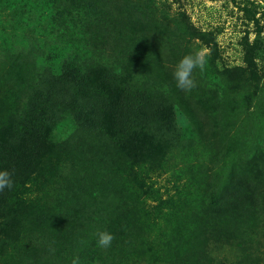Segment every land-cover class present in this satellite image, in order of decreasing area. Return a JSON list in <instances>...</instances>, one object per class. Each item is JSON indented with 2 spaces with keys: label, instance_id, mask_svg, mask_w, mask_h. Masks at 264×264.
Wrapping results in <instances>:
<instances>
[{
  "label": "trees",
  "instance_id": "1",
  "mask_svg": "<svg viewBox=\"0 0 264 264\" xmlns=\"http://www.w3.org/2000/svg\"><path fill=\"white\" fill-rule=\"evenodd\" d=\"M232 2L246 14L253 16V10L247 6L248 0H243V7L236 0ZM8 3L9 0L5 6H0L2 12L0 16L7 15ZM1 4L2 0H0ZM12 10L14 27L11 29L15 28L16 35L13 30L8 32L18 39V33L23 37L31 17L22 15L15 7H12ZM173 26V34L183 37L188 45H192L186 39L184 31H190V24L182 27L178 22H173ZM55 36L57 39L62 38L66 43L71 42L73 46V51H68L60 60V70L54 69V72L58 73L43 78L34 76L31 81H22L26 86L21 85L19 81L17 89L19 95L15 97L13 104L8 99L10 110L2 113L9 121L7 127L2 130L5 133L3 135H7L9 140L2 144L0 150V170L12 172L14 180V186L10 190L5 189L0 193V257L6 259H3L4 262H16L25 258L26 262L32 260L33 264H37L38 261L33 259L37 256L43 261L51 262L50 264H70L73 259H78L79 264H202L207 255V264H264V228L261 227L262 236L258 232L255 236L252 234V231L254 233L256 230L254 226L257 228L259 224H264L263 217H258L264 205L263 74L258 75L256 71L250 70L245 75L229 74L226 70L223 72L222 66L213 60L214 57L209 52L204 68L215 80L219 76L224 78L221 80L219 78L218 84H215L216 93L210 88L208 91L213 96L205 98L207 109L213 112L211 119L208 120L209 124L220 126L221 122L223 125L232 122L231 125L238 126L239 131H244L246 134L250 132L252 135H248L250 142L240 141L242 143H239V148H233L237 152L232 153V149H229L231 158L227 173L239 178L240 182L234 185L237 190L231 194V191L227 190V184L223 186L217 182L213 185L215 178L222 177V164H220V168L214 174L206 171L210 184H205V177L196 202L215 210L214 213L222 212L221 209L225 206L221 207V205L227 197L226 192L228 195L231 194L228 196L229 203L226 206L228 214L236 219L238 216L247 223L253 220L247 230L244 229L246 235L242 230L233 234L232 229H229L230 233L220 234L221 225H217L219 222L208 218L202 221L204 241H199V248H203L205 252L196 251V245L191 244L190 231L185 227L193 226L179 220L175 221L177 227L183 228V234L179 233L180 236L182 235L179 240L177 234L172 235L170 230L174 228L170 227L166 238L163 233H158L157 238L148 241L150 243L148 244L143 236L135 238L131 235L129 228L144 226L143 222H150L152 219L138 217L140 221L130 216V213L137 209L132 205L134 196H125V193L127 190L132 192L133 188L119 182L120 178L117 184L123 188L122 193L108 191L93 182H85L84 187L79 182L76 190L77 177L74 176L62 182L61 186L54 184L57 170L53 168L54 161L57 160L61 165L67 156L63 154L62 147L58 152L52 150L50 140L53 139L47 132L67 119L74 125L75 137L78 139V142L70 140L69 144L75 142L78 153L91 154L93 147L105 145L122 152L126 144H132L135 148L142 144L139 158L147 159L152 157V153L157 155V149L155 151L152 149V147L157 148L156 142L151 141V145L147 147L150 132L154 131L152 129L167 131L168 121L174 115L173 108L165 105L164 97L158 95L157 91L145 82L142 75L144 69L139 60L131 61L123 56V49L117 57L116 54L104 55L105 50L95 46V50L85 52L81 48V43L87 40L86 38L83 42L76 43L63 37L62 34L58 33ZM19 39L18 44H20ZM200 40H203L202 36ZM253 42L251 48L257 51L255 57L264 62V48L258 49L260 44H264V36L260 31L257 32ZM197 44L200 49L199 43ZM215 46L216 43L211 49ZM106 47L114 46L103 44L102 48ZM26 51L28 48L24 45H18L13 50L7 48L0 54V66L8 65V61L16 65L15 58L18 55L26 56ZM262 68L264 69V65ZM229 84L232 87H228ZM22 86L27 90L22 92ZM228 88L231 90L229 91ZM158 92L161 93L160 90ZM195 121L197 123L199 117ZM172 125L176 126V123ZM210 133L212 132L207 131L212 138L214 133ZM208 144L212 143L208 142ZM241 146L248 149V155L245 157H239L243 151ZM224 153V158H227V150ZM39 160L44 168H40V173L36 174ZM234 164L238 165L235 170L232 168ZM83 166L90 169L88 164ZM76 172L78 175L80 171ZM129 174L137 176L135 170ZM257 174L261 177L257 178ZM170 181L174 193L179 196L186 194V189L181 186L184 183L180 176ZM147 190L159 191L153 187ZM231 196H237L231 199L232 203ZM171 198L170 194L166 199L167 207L161 205L162 209H158V212L165 217L167 216L165 210L172 213V209H175V203ZM241 200L246 203H242L238 211L234 208ZM102 202L115 203L119 215V220L113 221L108 226L110 229H100L114 236L108 248L99 247L95 239L97 236L94 237V234L87 236V229L93 223L92 216L98 213V207ZM210 205L217 206V209L209 207ZM176 211H178L176 217L186 216V208L176 207ZM134 215L137 217L136 212ZM56 219L59 220L49 224ZM231 220L235 222V219ZM84 221L87 227L81 228L76 224ZM196 222H198L197 218L191 223L196 224ZM136 229L137 227H134L133 233ZM48 234L54 236L56 242L60 244L71 239L73 244L54 246L52 244L54 241H49ZM208 237L212 239L211 251H207ZM240 238L245 239L241 242ZM92 247L96 250H91ZM222 247L234 255L230 260L223 256L220 251ZM93 251L100 253L93 254ZM239 253L244 255L239 257Z\"/></svg>",
  "mask_w": 264,
  "mask_h": 264
},
{
  "label": "rangeland",
  "instance_id": "2",
  "mask_svg": "<svg viewBox=\"0 0 264 264\" xmlns=\"http://www.w3.org/2000/svg\"><path fill=\"white\" fill-rule=\"evenodd\" d=\"M7 1L2 0L0 6H5ZM236 1L243 7V0ZM248 1L247 6L253 10V16L235 6L232 0H9L7 15L0 16V54L7 48L10 47L13 50L18 45H24L28 51L25 52L26 56L18 55L15 58L16 65L8 61V65L0 66V135L5 134L2 130L9 122L2 113L10 110L8 99L13 104L15 97L19 95L17 91L19 81L21 85L26 86L22 81H31L34 76L43 78L58 73L54 72V69L60 70V60L68 51H73L71 42L66 43L62 38L57 39L55 35L62 34L63 37L76 43L83 42L86 38L85 43H81V48L85 52L95 50V46L104 49L106 52L104 55L116 54L117 57L123 49V56L125 55L131 61L139 60L144 69L142 75L145 82L151 85L158 95L164 97L165 105L173 108L174 115L168 121L167 131L152 129L154 131L150 132L147 139L149 141L147 147L152 142L157 143V148L152 147L154 151L157 149V155L152 153L150 158H139V149L142 144L136 148L132 144H126L122 152L108 145L95 146L90 151L91 154L89 152L80 154L77 152L75 142L69 144L70 140L78 142L74 125L70 120L64 119L56 128L47 132L53 139L50 140L52 150L58 152L62 147L63 154L67 156L61 165L57 160L54 161L53 168L55 170L57 168L54 184L61 186L62 182L74 176L77 177L76 190L79 182L83 187L85 182H93L108 191L114 190L122 193L123 188L117 184L120 178L119 182L133 188L132 192L127 190L125 193V196H134L132 205L137 209L136 211L132 209L134 212H131L130 216L138 220L141 217L152 219L150 222H143L144 226H128L131 235L135 238L143 236L146 243L157 238L158 233H163L166 238L170 227L174 228L170 230L172 235L177 234L176 237L179 240L182 237L179 233L183 234V228L175 224V221L179 220L193 226L185 227L190 231L191 244L196 245V251H203V248H199V241H204L202 221L208 218L219 222L217 225H221L220 234L230 233L229 229H232L233 234L242 230L246 235L245 230L253 220L247 223L238 216L237 219L232 218L226 209L229 203L228 196L237 190L234 185L240 182L236 175H230L227 172L231 158L229 149H232V153L237 152L233 148L238 149L239 143H242L240 141L250 142L248 135L252 134L239 131L238 126L231 125L232 122L224 125L221 122L220 126L209 124L208 120L211 119L213 112L207 109L205 98L213 96L208 91L210 88L213 93H216L214 92L215 88L217 89L215 84H218L220 76L215 80L205 69L203 72L197 70L193 73L197 87L191 92H184L176 87L172 73L183 56L199 50L197 47L199 43L200 49H206L214 57L213 60L222 66L223 72L226 70L229 74L245 75L250 70L264 76L262 68L264 62L255 57L257 51L251 48L258 31L264 36V0ZM12 7L20 11L22 15L31 17L23 37L18 33L20 44H18V39L8 32L13 30L16 35L15 28L11 29L14 27ZM0 14H2L1 10ZM173 22H178L182 27L190 24V31H184L186 39L192 45H188L183 37L180 38L173 34ZM214 43L216 46L211 49ZM103 44H110L114 47L102 48ZM258 47L261 50L264 44ZM89 64L93 66L90 61ZM221 79L224 78L221 77ZM228 87H232L231 84ZM26 90L22 86L21 91ZM228 90L230 91L231 88ZM209 105L212 104L209 103ZM198 117L199 121L196 123L195 119ZM174 122L176 126L172 125ZM207 131L214 133L212 138ZM8 140L7 135L0 136V150L2 144ZM241 148L243 151L239 157L247 156L248 149L242 146ZM226 150L228 156L224 158ZM158 155L161 157L159 158ZM84 164H88L90 169L83 166ZM220 164H222V177L215 178L213 185L217 182L223 186L227 184V190L231 191V194L228 195L225 190L227 197L221 205L225 207L221 209L222 212L214 213L215 210L198 204L196 200L202 190L203 179L207 176L206 171L214 174L220 168ZM237 166L234 164L232 168L235 170ZM40 168L44 166L39 160L36 174L40 173ZM134 170L137 176L129 174ZM76 171H80L78 175ZM177 176L183 179L184 184L181 186L187 191L184 196L174 193L175 190L170 180ZM260 177L261 175L257 174V178ZM205 179V184H210L209 178ZM150 187L159 189V191L147 190ZM207 188L209 190V186ZM170 194L171 200L175 203V209H172V213L165 210L167 215L165 217L158 212V209H162L161 205L167 207L165 203ZM234 197L237 196H231L230 202ZM192 201H194L193 204ZM242 203L246 202L238 201L234 209L239 211ZM142 207L144 209L141 210ZM176 207L186 208V216L176 217L178 213ZM209 207L217 209V206L210 205ZM262 207L263 210L259 211L258 217H263L264 221V205ZM98 208L100 209L98 213L92 216L93 223L87 229V236L94 234L96 237V231H102L101 228L108 230L110 229L108 226L113 221L119 220L115 203L102 202ZM135 212L137 217L134 215ZM195 218L198 222L192 224ZM231 219H235V222L233 223ZM58 220H52L49 224ZM76 224L81 228L87 227L85 221L76 222ZM134 227H137L135 233H133ZM261 227L264 228V224H259L257 228L254 226L256 230L254 233L252 231V234L255 236L258 232L262 236L263 228ZM48 238L49 241H54L52 243L54 246L58 247L73 244L72 239L60 244L51 234H48ZM208 239L207 251H211L212 239L209 237ZM244 239L240 238V241ZM233 245L236 247V244L233 243ZM91 250H96V248L92 247ZM220 251L229 260L234 256L228 250L225 251L223 247ZM99 253L93 251V254ZM243 255L239 253V257ZM3 259L5 258L0 257V264L34 263L32 260V262H26L25 258L16 262H4ZM10 259L13 260V258ZM33 259L38 261L37 264L51 263L37 256ZM207 259L206 255L202 264H207ZM237 260L240 263L239 259Z\"/></svg>",
  "mask_w": 264,
  "mask_h": 264
},
{
  "label": "clouds",
  "instance_id": "3",
  "mask_svg": "<svg viewBox=\"0 0 264 264\" xmlns=\"http://www.w3.org/2000/svg\"><path fill=\"white\" fill-rule=\"evenodd\" d=\"M208 52L206 49L195 50L183 56L175 66L172 73L176 87L184 92H191L197 87L193 73L197 70L203 71L207 64ZM14 186L13 173L8 170H0V193L5 189ZM114 236L107 231L97 232V245L101 248H108ZM72 264H79L78 259H73Z\"/></svg>",
  "mask_w": 264,
  "mask_h": 264
}]
</instances>
